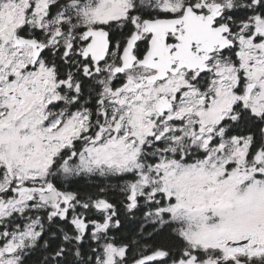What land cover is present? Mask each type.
Listing matches in <instances>:
<instances>
[{
	"label": "snow or ice",
	"instance_id": "1",
	"mask_svg": "<svg viewBox=\"0 0 264 264\" xmlns=\"http://www.w3.org/2000/svg\"><path fill=\"white\" fill-rule=\"evenodd\" d=\"M0 264H264V0H0Z\"/></svg>",
	"mask_w": 264,
	"mask_h": 264
}]
</instances>
